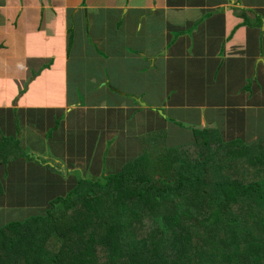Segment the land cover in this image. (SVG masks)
I'll return each instance as SVG.
<instances>
[{
  "label": "crops",
  "instance_id": "obj_1",
  "mask_svg": "<svg viewBox=\"0 0 264 264\" xmlns=\"http://www.w3.org/2000/svg\"><path fill=\"white\" fill-rule=\"evenodd\" d=\"M134 117L144 121L132 129ZM181 122L218 126L225 139H264V0H0V143L19 141L1 154H16L0 164L3 195L22 192L21 182L61 196L52 193L84 175L68 174L67 145L91 158L94 177L140 154V138L160 125L180 127L190 143ZM65 123L81 127L63 143ZM38 139L54 162L30 171L51 158ZM99 155L108 167L100 174Z\"/></svg>",
  "mask_w": 264,
  "mask_h": 264
},
{
  "label": "trees",
  "instance_id": "obj_2",
  "mask_svg": "<svg viewBox=\"0 0 264 264\" xmlns=\"http://www.w3.org/2000/svg\"><path fill=\"white\" fill-rule=\"evenodd\" d=\"M190 129L180 146L142 136L120 167L81 176L45 214L4 223L0 264H264V139ZM2 140L0 164L14 161L1 159L12 146Z\"/></svg>",
  "mask_w": 264,
  "mask_h": 264
},
{
  "label": "rangeland",
  "instance_id": "obj_3",
  "mask_svg": "<svg viewBox=\"0 0 264 264\" xmlns=\"http://www.w3.org/2000/svg\"><path fill=\"white\" fill-rule=\"evenodd\" d=\"M78 112L81 111V112H84L83 110H77ZM142 117V116H141ZM139 118V117H134L132 118V122H131V126H132V129H135V128H139V126L137 125V123H142L144 120L142 118ZM73 118V116H72ZM75 118V117H74ZM95 122H97L96 119H94ZM37 123V121H35ZM22 121L19 123V125L21 126V129L23 128L22 127ZM81 124H77L75 125L74 123L72 124H69L67 125L65 123V126L62 128V131H58L57 132V135L60 136L62 133H65V135L63 134L62 136V140H63V143H65L66 141H69L70 140V137L73 136L74 137V133L76 132H79V129H80V126ZM96 124L94 123L93 126H95ZM86 126H87V131L89 129H91L89 126V123L86 121ZM92 126V127H93ZM160 129H156L155 131L153 132H156V133H159L160 136H164L167 138V142L170 144V145H175V146H180V145H183V144H186L189 139H190V134L189 133H186V131H182L180 130V127L178 126H175V125H170V127H164L162 125H160ZM179 126L183 127L184 129H190V126H186L184 125V123L181 122V124H179ZM183 129V130H184ZM20 132V135L22 133V130L19 131ZM115 135H118L119 136V133L115 131ZM44 135L41 134V138H43ZM50 137V136H48ZM93 135H90L89 138H92ZM16 138L15 136H12V140H9L8 141V145H14V143H16V141H14ZM37 145L39 146L40 149L43 150V152H41V157H51L49 158V160H47L46 163H42L40 162H36V161H32V164L34 165L33 167L30 166V171L31 170H39V166L43 165V166H47V165H51V162H54V159H53V149H51L52 147L48 144V142H42L40 139H38L37 141ZM12 147V146H11ZM119 147V145H118ZM120 148V147H119ZM68 149V150H67ZM67 149L61 153L63 154L62 158L64 159V165H66V168H68V174H71L72 177H80V175H77L76 174V171L77 170H80L83 172V176L87 177L86 173L87 171L85 170L86 168V165L91 161L89 159L91 158H88V157H85V158H77L75 156H73L72 154V151H69V147L67 145ZM32 148L30 149V146H29V150H28V155L29 153L31 152ZM97 151V150H96ZM109 153V152H108ZM65 154H67V158L65 157ZM115 155V153H113ZM31 155V153H30ZM94 158V157H93ZM92 158V159H93ZM115 160H118L117 158V153L116 155L114 156ZM111 159H113V157L109 155L108 157V161H111ZM44 160V159H42ZM121 160H123L121 158ZM24 164H27L25 160H23ZM62 161L61 162H58L60 164H57L56 166L58 167V169H64L63 165H61V163H63ZM74 163V164H70V163ZM93 162L94 164H96V171H99L98 173H102V171H105L107 167L106 166H103L101 167L100 166V155L98 158H94L93 159ZM118 162V161H117ZM50 163V164H48ZM108 163V162H107ZM68 165V166H67ZM71 169V170H70ZM5 170H8V168H3L2 167L0 168V175L3 176V171ZM54 171H56V169H54ZM66 172V171H64ZM70 176V177H71ZM10 178H12V176H10ZM35 178V182H38L39 185H43V182H47V179L46 178H39V177H34ZM88 178H92V177H88ZM57 180V179H55ZM75 180V178H74ZM74 180L72 183H74ZM58 181V180H57ZM17 187L18 188H21L22 189V192L21 191H16V189H12V192H10L9 194L7 193L6 195H3L2 197H0V227L8 222V221H11V220H23L29 216H32V215H37V214H45V210L47 208H49V201H51L50 199L53 200V198L51 196L50 193H47L46 195H43L41 194L40 196L36 195L35 192L33 191V189H36L37 190V186L33 185V189L31 187H29L30 184H28L25 188V185L23 183H18L17 182ZM65 187V188H64ZM63 187V189L61 190V188H58L56 190V192L52 193L54 195H57V194H60L62 193L61 195H64V192L63 190L65 191L66 188L69 189V185L65 184ZM61 205H56V207L53 208V210L55 211V213L59 210H61Z\"/></svg>",
  "mask_w": 264,
  "mask_h": 264
},
{
  "label": "water",
  "instance_id": "obj_4",
  "mask_svg": "<svg viewBox=\"0 0 264 264\" xmlns=\"http://www.w3.org/2000/svg\"><path fill=\"white\" fill-rule=\"evenodd\" d=\"M145 105V104H144Z\"/></svg>",
  "mask_w": 264,
  "mask_h": 264
}]
</instances>
